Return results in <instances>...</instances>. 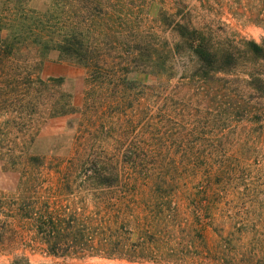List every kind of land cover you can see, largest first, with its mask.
I'll list each match as a JSON object with an SVG mask.
<instances>
[{
  "label": "trees",
  "instance_id": "16d2710c",
  "mask_svg": "<svg viewBox=\"0 0 264 264\" xmlns=\"http://www.w3.org/2000/svg\"><path fill=\"white\" fill-rule=\"evenodd\" d=\"M219 1L264 30V0H0V166L19 174L1 248L264 264V38L232 32ZM52 54L85 70L79 104L42 76ZM57 118L71 152L33 154Z\"/></svg>",
  "mask_w": 264,
  "mask_h": 264
},
{
  "label": "rangeland",
  "instance_id": "374dc122",
  "mask_svg": "<svg viewBox=\"0 0 264 264\" xmlns=\"http://www.w3.org/2000/svg\"><path fill=\"white\" fill-rule=\"evenodd\" d=\"M236 6L237 0H229V3ZM45 0H32L33 7L38 9L44 8ZM220 4H222L219 1ZM223 5V4H222ZM216 18L222 19L229 24L232 32H236L240 36L248 39H254L261 42L264 38V30L258 25L249 23L245 17L234 16L226 5H215ZM153 15L156 14L155 8L151 10ZM251 16V15H246ZM47 66V67H46ZM42 72V76L48 77H61L64 78L63 89L75 95L76 104L81 102L82 90L86 72L83 68L60 62L57 59V54H52L50 60L46 63ZM70 118H57L48 121L42 130L40 138L37 140L32 148V153L40 156H55V155H68L73 146V138L75 135L74 129L71 125ZM19 180V174L16 172H6L0 166V189L5 191L13 190ZM8 243L9 240L7 239ZM25 255L28 257L32 264H153L147 262L132 263L120 259H102V258H89L85 260H69L55 258L45 254L42 251H30L23 246H17L12 249H3L0 247V264H12L14 256Z\"/></svg>",
  "mask_w": 264,
  "mask_h": 264
},
{
  "label": "crops",
  "instance_id": "0c3cea01",
  "mask_svg": "<svg viewBox=\"0 0 264 264\" xmlns=\"http://www.w3.org/2000/svg\"><path fill=\"white\" fill-rule=\"evenodd\" d=\"M47 67V66H46Z\"/></svg>",
  "mask_w": 264,
  "mask_h": 264
}]
</instances>
